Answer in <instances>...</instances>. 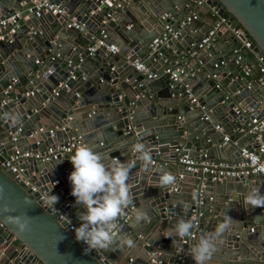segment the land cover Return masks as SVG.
I'll list each match as a JSON object with an SVG mask.
<instances>
[{"label":"water","instance_id":"95a60500","mask_svg":"<svg viewBox=\"0 0 264 264\" xmlns=\"http://www.w3.org/2000/svg\"><path fill=\"white\" fill-rule=\"evenodd\" d=\"M22 1L0 0V17L19 13L10 41L0 40V98L12 77L17 88L7 93L9 100L0 108V161L12 146L43 150L65 133L61 143L79 137L80 145L102 154L105 163L111 157L135 160L132 149L143 143L151 149L155 167L141 173L137 161L130 173L133 212L120 227V236L131 237L135 247L113 245L101 254L84 251L67 230L69 223L80 224L78 214L85 211L71 195L72 152L19 163L35 191L0 168V264H195L189 255L195 239L222 222L230 227L210 264H264V207L243 204L249 189L264 193L263 177L210 181L203 174L200 203L195 204L200 172L177 163L182 156L236 161L241 148L256 146L247 125L253 117L261 121L264 140V73L259 72L264 65V0H204L210 13L206 20L195 0H49L64 13L39 16L33 14L34 1ZM113 5L118 8L112 10ZM192 12L195 17L181 25ZM217 17L226 18V26L207 47L197 48ZM72 18L86 32L66 27ZM166 24L176 36L167 33L152 48L151 41ZM101 29L104 45L115 50L102 46L90 56L86 48ZM247 39L250 45L244 48ZM134 59L147 75L134 68ZM173 70H182L175 82L168 78ZM24 91L37 94L38 105H31L32 97ZM160 170L173 173L176 184L155 186ZM40 193L58 197L55 205L66 212L64 220L41 205ZM64 200L69 205L63 208ZM136 209L150 219L135 226ZM193 212L198 215L192 237H166L179 218L191 219ZM10 217L25 219L26 229L19 231Z\"/></svg>","mask_w":264,"mask_h":264},{"label":"clouds","instance_id":"9594fccd","mask_svg":"<svg viewBox=\"0 0 264 264\" xmlns=\"http://www.w3.org/2000/svg\"><path fill=\"white\" fill-rule=\"evenodd\" d=\"M135 160L123 162L118 157H111L105 163V157L86 144L76 147L69 158L73 170L68 174L71 183V195L75 203L85 209L78 214L80 224L73 227L75 239L86 245V250H109L113 245L119 247H135V241L127 236H120L119 219L125 215L126 209L132 205L131 185L129 183L132 168L140 162L141 173L153 169L151 149L143 143H136L132 149ZM176 184V177L167 170H160L155 186L163 188ZM51 193V192H50ZM48 194L46 203L54 206L58 197ZM243 204L246 207H264V193L253 187L243 194ZM230 218V217H229ZM19 231H24L27 221L21 217H10ZM136 223L146 222L150 218L142 209H136L133 217ZM196 217L179 218L166 237L184 240L193 236L196 227ZM229 223L222 222L207 235L195 239L189 255L195 264H210L219 245L224 243L223 235L229 229ZM176 240V239H175ZM174 242V239H173Z\"/></svg>","mask_w":264,"mask_h":264},{"label":"built area","instance_id":"2783aa9c","mask_svg":"<svg viewBox=\"0 0 264 264\" xmlns=\"http://www.w3.org/2000/svg\"><path fill=\"white\" fill-rule=\"evenodd\" d=\"M27 1H34V3L32 4V7H34V11H33L34 16H39L40 12H50L51 14L64 13V10L61 7H59V4L53 3L52 1L49 0H27ZM23 2H25V0H23L21 4ZM194 5L197 7L203 6L204 0H195ZM28 11L31 12V8H28ZM92 12L93 11L91 10L89 13L91 14ZM194 17L195 14L192 12L190 13V16H186L184 18V21H182L180 24L183 25L187 23L190 18H194ZM18 18H19L18 12H14L13 14H9L8 16L5 17H0V40L10 41L11 35L18 27L17 24ZM105 22L106 20L102 19L101 23H105ZM226 24H227L226 18L217 17L212 23L210 29L198 41L197 48L204 49L205 47H207L215 39L216 31L222 26L225 27ZM66 27H73L79 32H83L86 30L84 24L75 21L74 18H72L69 23H66ZM2 30L3 32H1ZM167 33L171 34V37L176 36V33L172 32L170 27L166 24L164 25V31L160 34L158 38H154L151 41L150 46L153 48L160 42L164 41ZM232 33L234 34L236 33V31H232ZM99 34L100 37L92 40L91 43L86 48L87 54L90 56L93 55L96 52V50H98L102 46H104L106 50L110 52H113L115 50V46L112 44L104 45L103 38L105 37V34L102 29L100 30ZM249 45H250V41L248 39L242 42V46L244 48H248ZM254 56L256 55L254 54ZM257 60L260 61L261 57H258ZM133 66L136 70L145 71L144 65L138 59L133 60ZM247 70L248 68L244 67V71L247 72ZM165 72H168V69H166ZM259 72L264 73L263 64H260ZM181 74H182V70H173L170 72L168 78L169 80H171V82H175L179 80ZM148 76H150V74H148ZM257 80L259 83H262L261 77H258ZM15 82L16 79L12 77L10 83L6 85L3 91L4 97L0 98V108L9 100V98L7 97V93L13 89L12 84ZM169 85L171 86V84ZM59 86L65 87V84L59 83ZM52 92L53 95L57 94L55 89ZM24 94L28 96H32L33 91H25ZM260 123L261 121L256 119L255 117L250 119V121L247 124L248 132L253 134L252 142L256 146L251 149L241 148L239 150L238 157L234 162L229 160H219L216 162L200 160V159L196 160L193 159L192 157H187V156H182L177 159V163L183 164L186 170L191 172H197V171L200 172V176L198 177L199 184L195 190L197 194L196 197L197 199H195L196 200L195 204L200 203L201 187L203 186L202 181L205 179L203 174L208 175L210 181H217L222 178L253 177L257 175H261L264 179V140L262 138V132L258 128V124ZM217 129L219 128L217 127ZM52 134H53L52 130H49V135L51 136ZM223 139L226 140L227 136H223ZM12 140H14L13 137ZM78 146H80L79 137H74L73 139L65 143H56V144L48 145L43 150H32V149L22 150L16 148L15 146H12L10 151L4 155L3 160L0 161V168L4 172L9 173L11 175V178L16 182H21L23 183L24 186L30 188L31 191H35V187L31 185L26 178L23 177L22 169L19 167V163L24 162L27 159H34L36 161H48L51 159H55L58 155H62L64 153H71ZM38 198L43 200V202H41V205L48 208L50 214L53 213L56 215L57 220H64V218L66 217V212L64 210L60 211L58 206L56 205L54 206L48 205L46 203L47 198H44L43 193H40ZM62 204H63L62 207L64 208L69 205V202L64 200ZM131 210L132 207H130V209L125 212V215L119 220L118 222L119 228L129 220L131 216ZM197 215L198 213L193 212L191 218L196 217ZM74 226H75L74 224L69 223L67 226V230L74 232L73 231ZM249 231H252V228H249ZM79 243L83 247L84 251H86L89 254H101L103 250V249L86 250V245L82 241H79ZM99 260L103 262L104 256L100 255ZM174 264H180V262Z\"/></svg>","mask_w":264,"mask_h":264},{"label":"crops","instance_id":"0c3cea01","mask_svg":"<svg viewBox=\"0 0 264 264\" xmlns=\"http://www.w3.org/2000/svg\"><path fill=\"white\" fill-rule=\"evenodd\" d=\"M118 8V6L117 5H113L112 6V10H116ZM197 10H198V12H200L201 13V17H202V20H206L208 17H210V13H209V10H207V8H206V6H200V7H198L197 8ZM124 18V17H123ZM124 21L125 22H127V24H130V21H127V19H124ZM202 24H200V26H201ZM84 32H86V30L85 31H83V32H81V33H84ZM84 42L86 41L85 39H83V38H81ZM218 40L220 39V41L222 40V41H224L225 40V38H217ZM93 40V39H92ZM220 46H217V50L219 51V48ZM243 47V46H242ZM216 51V50H215ZM195 55L196 54H192V57H195ZM251 55L252 56H254V53H251ZM175 62H179L178 61V59H175ZM194 62H195V60H194ZM188 64V62H185L184 63V66H186ZM139 71V70H138ZM141 72H143L145 75H147V72H145V71H141ZM15 89H17V88H13V90H15ZM24 93H25V91H24ZM25 95V94H24ZM26 96V95H25ZM32 98L29 100V103H31V105H38V103H39V96L37 95V94H35L34 96H31ZM26 101V100H25ZM35 103V104H34ZM57 142L58 143H61V142H63L64 141V138H66V134L65 133H63V134H57ZM68 138V137H67ZM74 151L75 150H73L72 151V153H71V155H73L74 154ZM133 212V211H132ZM132 212H131V214H132ZM131 218V217H130ZM130 220V219H129ZM135 226H138V224L137 223H135ZM254 226V225H253ZM252 226V227H253ZM248 228H250V227H248ZM249 230V229H248ZM249 233H250V235L252 236V235H254L255 234V230H253V232H250L249 231Z\"/></svg>","mask_w":264,"mask_h":264}]
</instances>
